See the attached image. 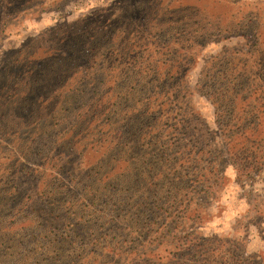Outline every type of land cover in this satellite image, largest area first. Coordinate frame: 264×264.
<instances>
[{"label":"rangeland","instance_id":"1","mask_svg":"<svg viewBox=\"0 0 264 264\" xmlns=\"http://www.w3.org/2000/svg\"><path fill=\"white\" fill-rule=\"evenodd\" d=\"M8 1L0 264H264V0ZM220 87L226 121L257 128L242 177L205 93ZM193 141L218 185L185 163ZM191 232L200 248L175 257L170 235Z\"/></svg>","mask_w":264,"mask_h":264},{"label":"trees","instance_id":"2","mask_svg":"<svg viewBox=\"0 0 264 264\" xmlns=\"http://www.w3.org/2000/svg\"><path fill=\"white\" fill-rule=\"evenodd\" d=\"M13 4L14 3L12 1L0 0V19H1V17H4V14L2 12L5 11V9L8 10L9 7H11ZM255 63L258 64L259 60L256 61ZM91 85H93V82L91 83ZM209 87L210 86L208 85V83L203 81V85H202L203 90H207ZM218 90L222 94H220L218 92ZM205 93L208 95L210 101H212L213 104L215 105L216 113L218 115L217 120H218L220 128L222 129L223 136H226V138H227L226 140L227 141H228V139L231 140L233 137H240V139H241L240 142H241V145H243V147L241 149V147L239 146V150H243L244 152L242 154H240V152L238 150H235V149H232L231 152L233 153V158H235V160H236L234 163H235V165L238 166L239 177H242L243 173L245 171H248L252 167L251 160H249L250 156H248L245 152H247L246 148L249 145L250 140L254 136L257 128L253 127L251 129L252 134L244 135L243 133H240V126L243 123V118L241 116H236V118L234 119L236 121L235 126H234V124H232V122L226 121L227 115H229L230 112L236 108L234 106L232 109L226 110V106H224V105H225V102H226V99H227L228 93H229V91L226 90V88L223 89L220 87L217 90H214L213 92H211V90H209ZM224 109H225V111H224ZM251 112H252L251 113L252 117H256V114L252 109H251ZM185 119L186 120L188 119L190 122L189 118H185ZM119 134H122L121 130H119L118 135ZM82 138H85V136H83ZM144 139L151 141L152 139H154V137L151 133L150 136L145 137ZM190 143H192V144L190 147L187 146V148H188L187 151L189 152L188 155L191 156V159L187 160V162H185V163L188 164L191 161H193L195 164L192 167V172L195 175L199 174V177L201 179L208 181V182L214 179L218 185L220 180L225 179V176L222 172V169L219 166L218 167L212 166V164H215V163L212 160V151L208 149V147H210V145L202 144L203 141H193ZM199 145L203 146V147L199 148V150L197 151L196 148ZM85 153H87V152H85ZM80 156H85V154L82 153V154H80ZM203 160L210 163L211 166H209L208 168H203L202 172H200L199 166ZM83 161H89V159L84 158ZM242 162H244V163H242ZM256 166H257V164H255V167ZM58 167L60 169L65 168V166H63V165H59ZM250 175L251 174H249V176ZM88 176H90V175H88ZM252 176L253 175H251V177ZM155 179L148 180V182H150L152 185L155 184V186H158L159 184L156 185ZM191 181H193V180H191ZM195 182H196V180H195ZM183 183H185L186 186L189 185V181H184ZM131 189H132V187L128 186L126 188V192H130ZM214 190H215V186H209L208 189L206 190V193H208L209 195H213ZM128 199L130 201H132L133 198L129 197ZM160 201H161V199H158V200H155L151 203V202H148L146 200H142V199L138 198L136 204H133L132 202H129V204L134 205L136 207H141L144 209L152 210L151 212L156 213L158 211H161L162 209H166L165 204H161ZM174 201L177 202V197H175ZM167 203L169 204L170 202L167 201ZM171 203H173V202H171ZM173 205H175V204L173 203ZM187 210H188V208H187ZM193 218H194V220H198L199 218H201V215L200 214L194 215ZM56 220H57V218H54L50 222L47 221L46 224H47L48 228L51 227L52 225H54V223H57ZM174 236H176V235H174ZM174 236L170 235V237L172 239L170 242L173 244L172 247H174V251L172 253L175 255V257H179L183 254H186V252L194 251L195 248H197V249L200 248L199 246L201 244V240L196 239V234L193 232L187 233L183 236H178V237H174ZM220 243L222 244V240H220ZM221 246L222 245L219 244V247H221ZM218 251H220V250H218V248H216V249L214 248V249H212L211 252L215 253ZM220 255H221V251H220Z\"/></svg>","mask_w":264,"mask_h":264}]
</instances>
